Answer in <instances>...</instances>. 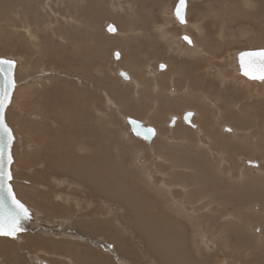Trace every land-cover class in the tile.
Instances as JSON below:
<instances>
[{"label": "bare ground", "instance_id": "6f19581e", "mask_svg": "<svg viewBox=\"0 0 264 264\" xmlns=\"http://www.w3.org/2000/svg\"><path fill=\"white\" fill-rule=\"evenodd\" d=\"M23 1L25 3H22ZM47 1L43 2L44 4L36 2L30 5L29 0H0V18L8 15L13 4L12 30L18 32V29H23L27 35L25 37L37 42V31L50 29L51 32L54 26L53 21L55 20L48 19V16L53 13L54 6H50ZM103 1L60 0L61 9L65 12L62 13V17L69 24L66 31H63L64 35L71 36L70 33H73L72 39H69L72 43V56L80 58L81 55L83 57L85 55L84 61L88 66L100 52L93 49L95 44H99V40L91 28L92 20L95 17L106 14ZM189 1L187 0L185 23H181L175 14V9L173 11V21L180 27L179 32L174 35L169 34L170 31L166 32L167 25H170L169 21L166 24H158L156 18L155 21L149 17L144 18L145 15L143 16L140 11L144 7L143 4H141V8L133 11L131 5L137 4L139 0L128 1V6L124 5L122 0L110 1L113 12H125L126 7L130 6L127 8L131 14L128 15L129 19L126 18L127 23H132L130 18L136 17L135 25L142 26L146 19L154 27V30L147 29L146 25L143 27L148 30L146 32L149 35L152 31L158 32L168 44L172 43L173 46H177L178 53L196 60V63L203 59L208 60L206 67L198 70L199 77H192L191 84L186 85L185 83L186 87L182 92H180L181 89L176 88V84H171L169 90L167 89L168 96L173 101L180 102L183 110L181 112H175L176 109L168 110L165 120H161L160 114L163 110L161 108V111L159 108L161 104L157 101L158 97L156 101L152 102V106L145 105V101L142 100L144 99L142 94L144 95V92L148 90V84L146 86L141 77L152 80V88H149L159 94L163 90L159 85L160 82H157V78L166 77L165 73L171 71L167 61H160L156 66L149 63L144 64L145 66L139 65L138 69L142 72L139 74V72L135 73L137 71L134 72L133 69L121 65L124 57L123 50L115 48L112 57L116 67L110 69L112 77H118L122 81L121 83H124L123 85L133 87L137 97L138 112L147 107L143 111H146L148 115L140 118V115L134 116L123 112V106L119 105L118 101L116 102L112 97L113 95H109L106 91L111 89L110 91L116 92L108 81V77L111 76L104 73L103 70L97 69L98 76L105 75L98 85H105L102 93L105 95L106 106L104 107L106 109L96 108L97 98L91 93L82 94V92L78 93L74 90L72 95L74 100L69 102L60 114L64 122H62L64 130L55 131L52 129L53 127L49 126L54 121L50 119L49 123L44 125L40 120L45 117L39 113L38 116L33 114L35 119L33 118L29 122L21 119L22 116L17 111L18 102L22 99L19 95L21 91L24 94L33 88V84L31 85L33 80L32 78L27 80L29 84L25 87L23 82H19L22 77L18 68L20 62L16 59V88L5 115V120L11 126L15 137L11 147L12 175V167H16V161L17 163L21 160L34 162L39 155H42V160L37 164V168H45L46 175L47 173L51 175L52 172L58 175L57 177L52 176L53 178L48 180V187H46L48 191L42 193L41 190L34 192L33 189H28V194L22 182V184H12L17 198L28 202L31 218L27 221L26 226L33 230L30 233L19 231L16 234L14 240L18 239L19 243L25 238L24 245L14 242L10 236L7 238L0 236V264H26L25 261L28 258L25 259V256L29 257L32 264H114L112 258L97 251L100 249L99 247L107 249L108 252L110 251L109 253L116 254L120 264H144L143 259L147 264H211V254L223 251L224 248H233L234 251L239 250V253L243 250L244 253H238L245 259H239L242 260L241 264H248V261H253L250 259L254 257L261 259L258 260L259 264H264V115H262L264 111L255 107L254 110L257 108L255 115H245L242 107L245 101L239 103L224 95L222 91L217 92V95L215 92L217 82L220 81L223 90L231 85L249 93V96L263 97L264 92L252 89L249 84L264 83V80L251 79L246 76L242 72L239 61L241 52L258 49L236 47L232 52L228 49L218 56L212 54V51L219 54L217 48L227 45V34L224 28L227 25L232 26L241 11L244 12L245 17L247 15L250 18V21H263L264 24V0H214L205 8L200 6L204 14H201L202 16L197 19V23L190 20ZM107 2L108 0H106ZM216 7L217 12L223 16L227 15L229 18L226 23L223 19L225 16L219 15L221 23L212 21L218 35V39L215 41L218 46L211 48L212 40L208 41L209 37L206 40L203 39L206 38L205 35L209 34L205 27V20L207 9L209 13L211 10L215 11ZM130 11L137 14L132 16ZM27 12L30 14L28 15ZM242 14L240 13V16ZM118 16L112 17L118 21L121 19ZM110 24V21L104 23V29L108 35L112 34L115 41H122L125 38L131 40V34L135 31L133 25H127L128 29L124 28L125 30L115 26V32H109L106 28ZM245 26L243 24L240 28L244 29ZM248 26L251 27L252 22H248ZM262 26L264 27V25ZM190 28L199 34V38L196 36L197 34L193 35L190 32ZM208 32H211L210 29ZM184 36H188L191 43L186 41ZM62 39L68 40L64 36ZM50 40L52 41V39ZM49 45L50 42L47 46L49 47ZM261 45L264 46V42ZM62 47L65 45L58 48V51ZM210 48L212 50H209ZM83 49L86 53H83ZM87 49L89 50L86 51ZM64 50L63 48L61 53ZM259 50L264 49L259 48ZM115 52L119 53L118 58L115 57ZM81 60L83 61L82 58ZM81 60L80 64L83 65L84 61ZM119 60L121 62H118ZM162 63L165 65L164 68L159 66ZM122 71L126 72L127 77L121 75ZM214 74L216 77H211ZM205 75L212 79L209 81ZM168 77L170 76L168 75ZM39 79L41 83L42 80L49 81L42 74ZM19 83L23 85H19ZM37 84L39 83L37 82ZM164 93L166 94V91ZM41 97L39 96V99ZM37 101L39 102V100ZM176 104L179 106L178 103ZM252 105H256L254 98L253 104L250 106ZM95 109L98 111L96 112ZM94 110L95 117L92 115ZM127 112H131V109H127ZM134 112L137 111L134 110ZM188 112H191L190 123L184 120V116ZM116 114L122 121L118 123V126L113 122ZM250 117H256L261 122L259 123L261 130L256 136H249V128L245 127L250 122ZM129 118L141 121L145 126L154 127L155 135L151 139H145L135 134L131 129ZM54 124L58 126L56 122ZM119 126L122 128L119 129ZM259 126L257 125L258 128ZM24 133L26 135L24 139L32 135L31 140H33V143L31 142L33 145L30 144V147L26 145L25 149H23L21 141L16 142L20 139V134L23 136ZM41 139L51 142L53 148L49 152L41 151L44 146L40 142ZM31 147H35L34 150H29ZM39 149L42 154L37 152ZM146 151L151 157L146 156ZM246 152L251 154L247 155ZM257 154L263 157H259ZM129 156L130 160H128ZM234 156L238 164L237 169L230 163L233 160L230 158ZM81 184L87 186L83 195L77 192L81 190ZM42 187L44 188V186ZM36 197H40V199ZM113 200L118 201L114 203ZM114 212L119 213L116 215ZM122 231L127 234V237L118 239L117 236L122 234ZM50 233L54 237L47 236ZM119 240L128 243H120ZM38 243L44 244V246L39 245L43 248L37 249ZM11 244L14 251L12 254L8 250L4 251ZM131 245L145 250L137 255L132 253L133 257H127L125 252L127 248L132 247ZM146 245L148 248H145ZM32 246L36 249H33ZM19 250H23L24 253ZM46 251L53 256L57 255L65 259L63 261L48 259L46 255H43L47 254ZM215 255L213 254V256ZM58 257L57 259H59ZM219 260V264H234L226 256Z\"/></svg>", "mask_w": 264, "mask_h": 264}, {"label": "rangeland", "instance_id": "374dc122", "mask_svg": "<svg viewBox=\"0 0 264 264\" xmlns=\"http://www.w3.org/2000/svg\"><path fill=\"white\" fill-rule=\"evenodd\" d=\"M18 1H21V0H18ZM56 1H57V4L55 5ZM110 1H112V0H108L107 3H106V0L103 1V5L105 8L106 14L103 16L95 17L96 20L95 19L92 20L91 31L93 33L97 34V37L99 40L98 41L99 44H95V47L93 49L98 51V52L100 51V52H99V54L97 53L99 57L98 56H97V58L95 57L91 61V64L89 66L85 64V61H84L85 55H84V57H83V55H81L80 58H78L79 56H75V58H74V56H72V53H71V51L73 50L72 49V43H71V41H69V39L70 40L72 39L73 33L72 32L70 33L71 36L70 35H67V36L64 35L65 33L63 31H66V29L69 27V24H67L62 17L65 12L63 9H61L60 0H50V1L48 0L47 1L50 4V6H54V8L52 9V12L54 13L56 10V12L54 14L57 13V15H54L53 13H51L50 14L51 16L50 15L48 16V19H50L51 21L55 20V21H53L54 26H53L52 31H51L52 33L50 32V29H47V31H43V30H40V32L37 31V36H38L37 42L31 41L30 38L25 37L26 34L23 31V29L22 30L18 29V32L16 30L15 31L12 30L11 14L13 15V11H14L13 4H12L11 9H10L11 11H9L8 15L0 18V57H7V58L14 57L12 59H15V61L17 59L18 62H20V64H18V68L20 69L22 80H19V82H23L24 87L29 84V81H27V80L32 78V80L34 81V82L32 81V83H31V85L33 84L32 89H34L33 90L34 94L32 93V89L31 90L29 89L30 91H27L24 94L21 91V94H23V95H21V94L19 95V96H21L22 99L19 97V99H21V100H19V102H18L19 106H17V111H18L19 115L22 116V118H21L22 120L29 122L35 117L34 115L38 116L40 114V115L45 117V118H42V120H40V121H42V123L44 125L45 124L47 125L49 123L48 120L50 121V119H51L52 121L56 122L57 125L59 126V127L56 126V124H54V122L50 123L49 126L53 127L52 128L53 130H55V131H57L58 129L64 130L63 129V123L64 122H63L60 114H61V111H63V108L65 106H67V104L69 102L74 100L72 97L73 93L75 92L74 90H76V92H78V93L82 92V94H87V92L91 93L92 95H94L97 98V101L95 102L96 108L97 109L103 108L102 110H105L106 109V107H104V106H106L105 100H104L105 95H103V93H102V91H104L103 89H104L105 85H103V84H100L101 86L98 85V83H100L102 80L101 78L105 77V75L103 74V76H98L97 75V73H98L97 69L103 70L104 73H107V75L111 76V77H108V81H110V84L112 85V87L115 89L116 92L114 93V92L110 91L111 89L110 90L108 89L106 91L109 95H113L112 97L116 100V102L118 101L119 105L123 106L122 107L123 112L134 115V116L140 115V118L146 117V115H148V113H146V111H143V109H146L147 107L140 110V112H138V110L136 108V107H138V104L136 101L137 97L134 94L135 92L133 90V87L131 85H123L124 83H121L122 81H120L118 77H112L113 75L111 74L110 69L116 67V65L113 63L114 59L112 57V53H113V50L115 48H121L123 50L124 57L122 59V64L121 63L120 64L123 66H127V68H130L131 70L133 69L134 72L137 71L135 73L139 72V74L142 73L138 69L139 65L145 66L146 64L149 63V64L156 66V64L159 63L160 61H167L170 64V67H171L170 70L171 71L165 73L166 77H158L157 78V80H158L157 82H160L159 85L162 87V90H163V91H160L159 94L157 91H155L153 89L151 90V88H152L151 86L153 84L152 80L149 79L150 80L149 81V80H146L147 78L141 77L142 78L141 80L145 81L146 86L148 84V86H147L148 90H146L144 92V95L142 94V98H144L142 100L145 101V105L149 104L152 106V102L156 101L157 97H158L157 101H159V103L161 104V106L159 108H160V110H161V108L163 110V112H161L162 110L160 111L162 113V114H160L161 120L166 119V116H168V112H169L168 110H170V109H174V110L176 109L175 112H181L183 110L180 102L173 101L172 98L168 96V90L172 86L171 84H176L177 87L176 86L175 87L178 90L181 89L180 92H182V90L185 89V87L188 83L191 84V81H192L191 78L192 77H199L198 70L199 69L202 70L204 67H206V65L208 64V60L203 59L202 61H199V63H196V60H194L192 58L190 59V57H187L185 55L183 56V54L178 53L176 51L177 46H173L172 43L168 44V42L166 40H163V38H161V36L159 35L158 32L152 31L149 35V33L146 32V31H148L147 29L154 30V27L152 26V23H148V21L146 19H145L144 25H142V26H140V25L136 26L135 25L136 17L130 18V20H132V23H127V21H128L127 19H129L128 15L130 14L129 11L127 10V8H129L130 6L129 7H126V6H128V4H129L128 1H130V0H127V1L122 0L124 5L127 4L125 6L126 7L125 12L124 11L113 12L114 10L112 11V6H111L112 3ZM141 1L142 0H139V2H140V3L138 2L139 4L137 3L135 5H133V4L131 5L133 11L141 8L142 7L141 4H143L144 7L140 11H142L141 13H143V16L145 15L144 18L149 17V19L152 18V20H154L156 18V23H158V24H166V23H168L167 21H169L170 25L169 26L167 25L166 32L169 33V31H170L169 34H171V35L177 34L179 32L180 27H178L174 23L173 18H172L173 11H174L179 0H156V1L155 0H144V2H141ZM213 1L214 0H190L189 1L190 6H189V10H188V12H190V20L193 23H197V21H198L197 19H199L204 14L202 12V9H200V6L205 8V6L207 7V5H210ZM36 2L38 4H41V2L46 3V0H40V2H39V0H29L30 5H32ZM22 3H25V1H23ZM22 3H21V5L23 7ZM106 8H107V10H106ZM213 8H215V7H213ZM133 11H130V12H132V16L137 14V13L136 14L133 13ZM217 11H218V9L216 7L215 11H212V10L210 11L212 13L211 14L210 12L208 13V9H207L206 20L204 18L205 27L208 30L210 29L211 32H208V30H207V33H209V34L205 35L206 38H203V39L206 40L209 37L208 41L212 40L211 48L218 46L215 42L216 39H218V35H217V32L215 30V26L213 25L212 21H216L219 24V23H221V20H219V15L223 16V14H221L220 12H217ZM146 12L148 15L145 14ZM240 13H243L242 14L243 16L242 15L240 16ZM240 13H239V16L236 18V21L232 24V26L227 25L224 28V30L227 34V37H226L227 45L222 46L220 48L215 47V48H217V50H219L220 53L218 54L217 52L212 51V54H215L218 56L221 53L228 51V49H230L232 52L233 49H235L236 47H242L243 49H246V48L247 49H259V48L264 49V46L261 45L264 42L263 41L264 40V27L262 26V25H264L263 21H257V20L256 21H254V20L250 21V18H248L247 15L245 17V14L243 11H241ZM27 14L29 15L30 13L27 12ZM114 15H117V16L119 15L118 17L121 19H119L118 21L115 20V18L112 17ZM123 16H124V18H122ZM224 16H223L224 17L223 19H225V22L227 23V20L229 17L227 15H224ZM64 17H65V15H64ZM240 17H241V19H240ZM120 20H122V21H120ZM107 21H110L111 24H113L114 26H118L121 29H124V28L128 29V26L133 25V28L135 29V31H133V34H131L132 35L131 40H129V38H125L124 40L122 39V41H115L112 34L108 35L107 31H105V29H104V23H106ZM124 21H126V22H124ZM248 22H252L251 27H249L250 25L248 26ZM242 23L244 24V26H245V24H247V26H245L244 29L240 28L241 26H243ZM123 24H124V26H123ZM145 25L147 27L146 30L143 28ZM94 26H95V29H93ZM54 27H55V29H54ZM61 27L64 29L62 30ZM34 28H35V26H34ZM53 30H54V32H53ZM56 30H57V33H56ZM68 30H70V29H68ZM140 30L142 33L139 32ZM60 32H61V34H60ZM190 32L193 35L197 34L196 36L199 38V34L196 33V31H194V29L192 30L190 28ZM241 32H243V33H241ZM50 33L52 34V38H51ZM145 33L148 34L147 35L148 37L146 36ZM48 34L50 35V38H49ZM60 35L62 37L64 36L65 39H68V40H66L67 42L65 40H63L62 37H59ZM68 36H70L71 38ZM16 37H17V39H15ZM8 38L11 40H9ZM26 38H27V40H26ZM50 39H52V41ZM14 40H15V42H14ZM43 40L44 41L47 40L46 44H44L45 42ZM49 42H50V45L48 47L47 45ZM59 42H61L62 45ZM68 42L71 44H69ZM155 42H156V44H155ZM64 43H66V44H64ZM51 44H52V46H51ZM59 44L61 46L65 45V47H62V49H60L58 51V48L61 47ZM53 46L56 48H54ZM63 48L65 50L62 51V53H61V50H63ZM211 48L209 50H212ZM88 50L89 49H87L86 51H88ZM83 53H86L84 51V49H83ZM91 53H92V51H91ZM10 56H12V57H10ZM186 57H187V59H186ZM81 58L83 59L84 62L81 60ZM80 60L84 63L83 65L80 64ZM118 62H121V60H119ZM20 65H21V67H20ZM133 65L134 66L136 65V66L134 67ZM159 66H161V64H159ZM29 69H31V70H29ZM179 69H180V71H179ZM176 73H178V74H176ZM37 74H38V76H36ZM41 74L43 76H45V78L49 79V81L48 80L47 81L42 80V83H41V80L39 79V76L41 77ZM168 75L170 77H168ZM189 76H190V78H189ZM205 77L206 78L208 77L207 79H209V81H210L212 79L211 77H216V75L214 74L211 77L205 75ZM205 77L201 80L202 82L204 81ZM37 82L39 84H37ZM35 83H36V85H35ZM45 83H46V85H45ZM185 83H186V85H185ZM217 83L218 84L215 88L216 95H217V92L222 91V93L224 95L228 96L229 98H233L234 100L238 101L239 103L245 101L244 105H242L243 110L245 112V115H248V116H250L251 114L255 115L257 113V110H256L257 108H261V110L264 111V96L263 97L259 96V98H258V96H249V93L242 91V90H238L231 85L228 86L226 90H223V87L220 85V81H218ZM23 84L19 83V85H23ZM43 85H44V87H43ZM249 85H251L252 89H257L261 92H264V83L255 82V84H249ZM201 86H202V84H201ZM149 87H151V88H149ZM125 90H127L128 92ZM165 91H166V94L164 93ZM132 92H133V94H132ZM243 92H245V93H243ZM116 93L119 95L120 98L118 97V95ZM121 93H122V95H121ZM161 94H163V95L160 96ZM39 96H42L41 99H39ZM121 97L123 98V101H121V99H122ZM167 97H169V98L167 99ZM253 98L255 99L256 105L250 106V104H253ZM37 100H39V102ZM248 100H249V102H248ZM40 101H42V104H40ZM130 102H131V104H130ZM175 102L178 103L179 106ZM133 104H134V106H133ZM60 107H61V109H60ZM255 107H257V108L254 110ZM97 109H95L96 112L98 111ZM127 109H131V112H127ZM95 110L92 113L93 117H95ZM134 110L137 112L133 113ZM109 114H111V113L109 112ZM262 115H264V113H262ZM117 118H119V119H117ZM249 121L250 122L248 123V125L245 126L246 128H249V131H250L249 136L250 135L256 136L257 133L261 130L260 126H259V123H261V122L259 121V119H256V117H250ZM113 122H115L114 124L117 126H118V123L122 122L118 114H116V116H114ZM11 124L14 125L15 123H11ZM257 125L259 126V128L257 127ZM54 128H56V129H54ZM118 128L120 129V128H122V126H119ZM246 128H243V129H246ZM20 135H21V137H20ZM20 135H19L20 139L17 140L16 142L19 143L21 141V144H23V149L26 148V145H29L28 147H30V144L33 145L32 144L33 140H31L32 135L28 136L27 139H24V136L26 137L25 133L23 136H22V134H20ZM40 142H42L44 144L43 149L41 150L43 153H47L53 148V146L50 144L51 142H49L48 140H42L41 139ZM34 148L35 147H31V148H29V150H34ZM38 151L40 154H42L40 152V149L37 150V152ZM246 153H247V155L251 154L250 152H246ZM131 155L133 157V154H131ZM257 155L259 157H263L262 155H259V154H257ZM146 156L151 157L148 152L146 153ZM130 159H131V157L129 156L128 160H130ZM230 159H233L230 161V163L233 165V167L235 169H237L238 164L236 162L235 156L230 158ZM41 160H42V155H39V157L34 162L21 160L20 162L18 161V163H19L18 164L16 161V163H15V164H17V165H15L16 167H14V166L12 167L13 168V175H12L13 178L11 180V184H14V183L22 184L23 183L22 185L25 186L27 193L29 191L28 189H30V190L33 189L34 192L35 191L39 192L41 190V193L48 191L46 188V187H48V183H47L48 180L50 178H53L52 176L57 177L58 174L52 172L51 175H50V173H47V175H46V172H44L45 168H43V169L37 168V164ZM13 179H15V180H13ZM81 185H80L81 190L80 191L78 190L77 192L80 193L81 195H83V193L85 194V189L87 188V186L85 184H81ZM42 186H44V188ZM36 198L40 199V197H36ZM103 198H105V197H103ZM22 201L24 202V204H26L27 207L29 206V205H27L28 204L27 201H24V200H22ZM96 201H97V199L95 200V203H96ZM106 201H109V200H106ZM115 201H118V200H113L114 203H116ZM116 207H118V206H116ZM115 212H117V211H115ZM118 213H115V214L118 215ZM47 217L50 218L49 216H47ZM38 228L39 227L37 226V229ZM32 230H33L32 228L28 229V226H26V229H24L22 231L26 232V233H30ZM47 234H49V233H47ZM47 236H49V237L53 236L54 237V235H51V233H50V235H47ZM5 237L7 238V236H5ZM120 237H122V239H124L125 237H127V234L124 231H122V234L117 236L118 239ZM11 239L14 242L18 243V239H15V240H14V238H11ZM22 240L23 241L18 243L19 245L25 244V242H26L25 238ZM83 240H85V239H83ZM119 242L122 243L123 241L119 240ZM90 243H93V242L90 241ZM123 243H125V242H123ZM127 243L128 242H126L125 244H127ZM6 244H8V243H6ZM39 245L44 246V244L38 243L37 249L42 247V246L39 247ZM62 245H63V243H62ZM34 246H32L33 249H36ZM131 246L132 247L127 248V251L125 252L127 257H129V256L133 257L132 253L137 255V254H140V252L142 250H145L144 248H142V249L135 248V245L134 246L131 245ZM99 248H98L99 250H97V251L100 254L104 253L109 258H112V260L114 261V264H120L119 259L117 258L116 254L109 253L110 251L108 252V250L103 248V247H99ZM107 248H108V246H107ZM145 248H148L147 245L145 246ZM224 249H226L228 251H226ZM224 249H223V251H216V252L211 254V257H210V259L212 261L211 264H219V261L221 260V259L219 260V258L224 257V256H226L230 261H233L234 264H239V263L241 264L240 261L245 260V259H243L242 255H239V254L244 253L243 250H241V253H239V250L234 251L233 248H224ZM229 249H230V251H229ZM7 250H8V252L10 251L11 254L14 252L13 248H12V244H11V246H9V248L5 249L4 251L6 252ZM19 252L24 253L23 250H19ZM2 253H4V252H2ZM46 253L47 254H43V255H46L47 258L51 259V260L63 261L65 259L62 257H58L57 255L53 256V254H51L48 251H46ZM49 253H50V255H49ZM218 253H220V254L217 255ZM213 254L214 255L216 254L217 257H216V255L213 256ZM55 257H56V259H55ZM57 257L59 259H57ZM213 257H214V259H213ZM215 257L218 259H216ZM232 257H234V258H232ZM25 259H27V261H25L26 264H28V262H29V264L33 263V262H31L29 257L25 256ZM239 259H242V260H239ZM250 260H253V261H248V264H255V262H256V264H259L258 260H261V259H256L254 257ZM142 261L144 264H147L144 259Z\"/></svg>", "mask_w": 264, "mask_h": 264}, {"label": "snow or ice", "instance_id": "6c2138e0", "mask_svg": "<svg viewBox=\"0 0 264 264\" xmlns=\"http://www.w3.org/2000/svg\"><path fill=\"white\" fill-rule=\"evenodd\" d=\"M184 4L185 0H180V5L176 10V15L182 23L186 22L181 16V7H183ZM110 30L114 31L111 27ZM184 39L191 43V40L188 37H184ZM247 55L260 57L261 71L259 75H255L245 70L244 74L251 79L264 80V50L256 53H249ZM15 66V61L0 58V75H4L5 78L3 86L0 87V236H10L12 238H15L16 234L21 230L20 221L31 218L29 209L16 198L11 184L8 183V181H11L13 178L10 166L13 163L11 147L15 137L12 129L4 119V109L11 103L12 92L16 88V81L13 74ZM161 67L163 68L165 66L162 65ZM243 67L242 61V68ZM131 123L135 125L137 122L131 121ZM149 131L151 132L154 130L149 129ZM229 131H231V129H229ZM137 134L139 135V133ZM6 155L7 165L5 164ZM5 197L10 201L7 210H4L6 207Z\"/></svg>", "mask_w": 264, "mask_h": 264}, {"label": "water", "instance_id": "95a60500", "mask_svg": "<svg viewBox=\"0 0 264 264\" xmlns=\"http://www.w3.org/2000/svg\"><path fill=\"white\" fill-rule=\"evenodd\" d=\"M180 5V0L178 1V3H177V5H176V8H175V14H176V10H177V7ZM186 7H187V0H185V4H184V6L183 7H181V16L183 17V19L186 21V17H185V13H186ZM177 16V15H176ZM178 20L181 22V20L178 18ZM182 23V22H181ZM185 23V22H184ZM110 27L112 28V29H114V31L113 30H110ZM115 26L113 25V24H110V25H108V27H107V30L109 31V32H115ZM184 37H188V36H184ZM189 38V37H188ZM190 39V38H189ZM186 41H188V40H186ZM259 51H261V50H246V51H243V52H241L240 54H239V61L241 62V67H242V61H243V68H242V72L244 73V71L245 70H247V71H249L250 73H253V74H255V75H259L260 74V71H261V69H260V57H258V56H251V55H247V54H249V53H256V52H259ZM115 57L116 58H118L119 57V53L118 52H115ZM0 58H4V59H6V60H13V61H15L14 59H12V58H7V57H0ZM16 62V61H15ZM163 64H161V66H162ZM160 66V67H161ZM163 66H165V65H163ZM6 67V66H5ZM162 68V67H161ZM15 69H16V66H15V68H14V70H13V74H14V78H15ZM124 74H126V72H124V71H122L121 72V75L123 76V77H127V74L126 75H124ZM249 77V76H248ZM4 82H5V78H4V75H0V87H2L3 86V84H4ZM14 92V91H13ZM13 92H12V95H13ZM9 106V104L7 105V107ZM7 107L4 109V119H5V115H6V110H7ZM189 114H191V112H188V113H186L185 114V116H184V120L187 122V123H190V117H191V115H189ZM6 121V120H5ZM128 121H129V123H130V126H131V129H132V131L135 133V134H137V133H139V136L140 137H142V138H145V139H151L154 135H155V128L154 127H151V126H145L141 121H138V120H136V119H134V118H129L128 119ZM131 121H136L137 123L134 125V124H132L131 123ZM7 123V122H6ZM9 126V125H8ZM10 128H11V126H9ZM149 129H151V130H154V131H149ZM13 132V131H12ZM138 135V134H137ZM12 153V152H11ZM5 164L7 165V155L5 156ZM10 170H11V166H10ZM12 172V171H11ZM8 183H10L11 184V181H8ZM11 186H12V184H11ZM12 190H13V192H14V189H13V186H12ZM15 193V192H14ZM15 196H16V193H15ZM16 198H17V196H16ZM18 199V198H17ZM19 200V199H18ZM21 203H23L21 200H19ZM10 204V201H9V199L7 198V197H5V209L4 210H7V206ZM24 204V203H23ZM25 205V204H24ZM26 206V205H25ZM27 207V206H26ZM28 208V207H27ZM30 212V211H29ZM29 219H24V220H21L20 221V226H21V230L20 231H22V230H24V229H26V224H27V221H28ZM29 229V228H28Z\"/></svg>", "mask_w": 264, "mask_h": 264}]
</instances>
